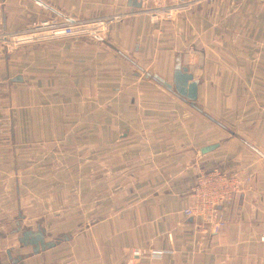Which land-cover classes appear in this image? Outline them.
<instances>
[{"label": "crops", "instance_id": "1", "mask_svg": "<svg viewBox=\"0 0 264 264\" xmlns=\"http://www.w3.org/2000/svg\"><path fill=\"white\" fill-rule=\"evenodd\" d=\"M133 1L0 0V37L85 26L13 55L0 46V264H264V0L171 16ZM176 53L208 117L145 78L170 83ZM214 169L253 178L225 226L202 233L183 210ZM39 230L59 241L34 254L20 240Z\"/></svg>", "mask_w": 264, "mask_h": 264}, {"label": "built area", "instance_id": "2", "mask_svg": "<svg viewBox=\"0 0 264 264\" xmlns=\"http://www.w3.org/2000/svg\"><path fill=\"white\" fill-rule=\"evenodd\" d=\"M166 1L168 0H153L155 5V10H152L153 16H158V12H163L164 16H171L174 10L189 8L200 0H174L172 9L165 8ZM84 27V25L67 24L54 19L35 22L19 32L2 35L0 46L8 55H13L22 47L47 39L81 34ZM252 178V175L238 176L219 169L200 172L191 192V203L183 210V216L193 220L196 230L217 234L226 224V209ZM147 253H149L148 250H140L135 252V255Z\"/></svg>", "mask_w": 264, "mask_h": 264}, {"label": "water", "instance_id": "3", "mask_svg": "<svg viewBox=\"0 0 264 264\" xmlns=\"http://www.w3.org/2000/svg\"><path fill=\"white\" fill-rule=\"evenodd\" d=\"M130 1V6L133 8H141V4L137 3L133 0ZM182 1V0H180ZM145 78H151L167 94L179 97L186 102L191 103V106L195 108L198 112H200L205 117L208 115L201 109H199L194 103L197 101L198 95V87L201 84V80L198 78H194L193 74L189 71V68L183 63V55L181 53H176L174 57V65H173V77L172 81L169 83L158 75L151 74V72H144ZM218 145H211L207 147H203L200 149L201 154H206L215 148ZM44 233L39 230L37 232L25 231L22 234V238L20 243L24 246H31L33 248V253L38 254L40 251H45L46 249H51L58 244V241L55 242H44ZM9 261L12 264H16L22 258L12 259L8 254Z\"/></svg>", "mask_w": 264, "mask_h": 264}, {"label": "rangeland", "instance_id": "4", "mask_svg": "<svg viewBox=\"0 0 264 264\" xmlns=\"http://www.w3.org/2000/svg\"><path fill=\"white\" fill-rule=\"evenodd\" d=\"M174 0H168V1H166V4L164 5L165 6V8H173L172 6H173V4H174ZM152 5L155 7V5H154V3H152ZM155 10V8H153V11ZM157 10V9H156ZM152 12V11H151ZM174 12V11H173ZM173 12H172V14H173ZM159 13V15H164V13L163 12H158ZM171 14V15H172ZM98 34H100V35H102V34H105V31L103 30V31H100ZM237 109H238V107L237 106H234V107H231V108H229V110H230V114H231V116H230V118H231V121H235V119L237 118V113H238V111H237ZM222 124V123H221ZM215 125V124H214ZM223 126H225V125H223ZM215 128L217 129V130H219L220 132L222 131L221 130V128L218 126V125H215ZM225 128L229 131V132H231V133H233V134H238V130H237V127H236V125H231V126H225ZM225 134H228L227 132H225ZM229 136V138H231V136L230 135H228ZM251 144V143H250ZM251 146H252V144H251ZM253 147V146H252ZM251 149V148H250ZM249 149V150H250ZM250 152H253L252 151V149L250 150Z\"/></svg>", "mask_w": 264, "mask_h": 264}, {"label": "bare ground", "instance_id": "5", "mask_svg": "<svg viewBox=\"0 0 264 264\" xmlns=\"http://www.w3.org/2000/svg\"><path fill=\"white\" fill-rule=\"evenodd\" d=\"M180 1V0H179ZM171 10V9H170Z\"/></svg>", "mask_w": 264, "mask_h": 264}]
</instances>
